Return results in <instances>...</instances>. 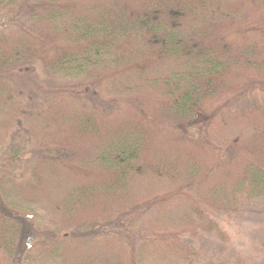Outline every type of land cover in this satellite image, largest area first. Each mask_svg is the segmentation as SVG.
<instances>
[{
  "label": "trees",
  "instance_id": "1",
  "mask_svg": "<svg viewBox=\"0 0 264 264\" xmlns=\"http://www.w3.org/2000/svg\"><path fill=\"white\" fill-rule=\"evenodd\" d=\"M253 91L264 0H0V264H193L185 238L228 245L221 218L264 200Z\"/></svg>",
  "mask_w": 264,
  "mask_h": 264
},
{
  "label": "rangeland",
  "instance_id": "2",
  "mask_svg": "<svg viewBox=\"0 0 264 264\" xmlns=\"http://www.w3.org/2000/svg\"><path fill=\"white\" fill-rule=\"evenodd\" d=\"M31 71L38 82L33 86L31 79L23 76L17 81V85L27 92L26 98L33 103L41 96V93L38 92V87L39 85H44L45 80L40 81L41 74L38 70L31 69ZM250 101L263 102L264 94L259 91H253L245 101V104H249ZM242 204L243 209L238 215L221 218L223 226L230 235V243L228 245H225L216 233H202L195 240L190 237L185 238V243L199 250L201 254L196 260L197 262L195 261L193 264H204L210 259L215 260H213L212 264H218L221 260H225L224 258L232 259L238 257L247 258L248 264H264V200L246 199L242 201ZM140 227L141 224L139 223L136 229L138 230ZM28 264L56 263L45 261L36 254L35 259L30 260Z\"/></svg>",
  "mask_w": 264,
  "mask_h": 264
}]
</instances>
